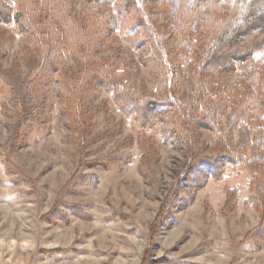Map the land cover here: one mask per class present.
Masks as SVG:
<instances>
[{"label":"rangeland","instance_id":"1","mask_svg":"<svg viewBox=\"0 0 264 264\" xmlns=\"http://www.w3.org/2000/svg\"><path fill=\"white\" fill-rule=\"evenodd\" d=\"M3 1L16 10L15 0ZM177 2L151 7L163 33ZM72 10L79 20L80 6ZM193 27L202 34L200 20ZM146 38H111L101 54L117 61L137 97H161L157 86L171 82L164 95L187 104L195 39L177 49L168 34L161 61ZM30 45L15 24L0 23V264H264L262 169L227 166L212 178L205 161L219 149L211 132L196 129L192 152L171 119L137 130L114 102L112 83L86 85L89 116L72 123L65 108L78 72L71 52L64 51L62 77L32 91L26 76L39 57ZM255 61L264 77L263 49L206 84L232 87L239 68Z\"/></svg>","mask_w":264,"mask_h":264},{"label":"trees","instance_id":"2","mask_svg":"<svg viewBox=\"0 0 264 264\" xmlns=\"http://www.w3.org/2000/svg\"><path fill=\"white\" fill-rule=\"evenodd\" d=\"M171 2L115 0L113 6L105 0H15L14 11L0 0V23H13L17 31L26 33L39 57L38 65L26 76V86L32 91L50 89L62 77L67 60L64 51L71 52L78 72L68 81L65 108L72 123L89 116L83 110L84 87L89 83H112L114 102L137 130H157L171 119L174 131L193 145L192 152L196 151V129L211 132L219 149L217 155L205 161L212 178L220 179L227 166L264 171L263 64L255 61L251 66H241L232 87L213 83L209 88L204 79L234 73L239 64L264 49V0H178L173 6L170 29L163 33L159 30L163 27L160 14L151 7L166 8ZM74 4L80 6L79 20L73 14ZM132 19L145 25V30L138 29ZM197 20L201 35L193 27ZM126 34L131 39L148 37L150 56L161 61L167 56L164 40L168 34L173 36V47L177 49H184L189 40L195 39L197 50L186 71L192 83L187 104L164 95L166 90L171 93V82L157 86L161 97H137L123 79L117 61L101 54L111 38ZM232 138L236 141L234 147L229 145Z\"/></svg>","mask_w":264,"mask_h":264}]
</instances>
